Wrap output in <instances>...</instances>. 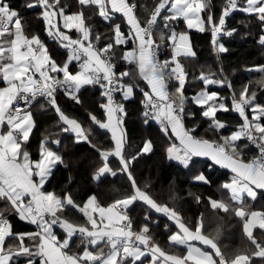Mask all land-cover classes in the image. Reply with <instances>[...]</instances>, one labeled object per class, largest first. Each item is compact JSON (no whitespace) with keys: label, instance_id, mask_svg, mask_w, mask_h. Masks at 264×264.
Masks as SVG:
<instances>
[{"label":"snow or ice","instance_id":"snow-or-ice-1","mask_svg":"<svg viewBox=\"0 0 264 264\" xmlns=\"http://www.w3.org/2000/svg\"><path fill=\"white\" fill-rule=\"evenodd\" d=\"M192 30L209 34L215 70L197 63ZM237 34L264 56V0H0V264H264V206H254L264 201V62L245 66L255 75L239 86L229 78L225 38ZM133 101L185 184L210 187L206 173L226 170L218 194L181 189L176 175L160 188L158 175L137 178L156 144L129 138ZM230 111L234 124L218 116ZM121 176L124 191L110 180ZM185 197L210 215L188 219ZM234 224L242 240L231 248L222 238Z\"/></svg>","mask_w":264,"mask_h":264},{"label":"trees","instance_id":"trees-1","mask_svg":"<svg viewBox=\"0 0 264 264\" xmlns=\"http://www.w3.org/2000/svg\"><path fill=\"white\" fill-rule=\"evenodd\" d=\"M14 3H19L20 0H13ZM214 3L217 0H213ZM71 4H75V0H70ZM29 18L32 20L33 27L35 30L42 29L43 25L41 22L36 21L34 19V13H27ZM242 16H236L234 19L229 21L230 26H237L236 21L242 19ZM184 26L181 24L178 30L182 29ZM243 31V29H241ZM42 37H43V33ZM191 38L194 47L197 50V63L199 65H211L215 70L217 67V62L215 60V54L212 52L210 45V36L208 33H199L195 30H192ZM226 45L231 49L228 54L223 56V66L225 68L226 74L229 75V78L234 81V83L239 86L241 81H246L255 75V73L246 72L245 66H251L254 63H262L264 62V56L261 55V51L255 40L252 37L247 39H241L240 35L237 34L232 38H225ZM63 51V50H60ZM165 58V57H163ZM233 69H235V73H233ZM206 70V69H205ZM222 92V95L228 96L229 90L227 89H215ZM188 94H191V90H187ZM95 97H86L85 105L86 107L96 112L98 115V111L96 110V106L93 104V100ZM190 107H194L190 105ZM74 114L77 115L84 123L85 126H88L90 121L84 108H80L79 106H72ZM128 108V117L126 120L127 128L129 130V138L135 145H139L144 138H152L156 144V150L154 155L145 156L141 158L135 166L134 174L138 179H143L148 175L159 176L160 182L158 184V188L162 185H166L168 183V179L176 175L178 177L177 183L181 189H186L191 187V190L195 193H200L203 195H213L218 194V185L227 179V176L222 175L226 170L219 169L218 167L213 169L210 173H206L210 175V178L213 180V184L209 187L206 185H196L191 186L184 183V180L187 179L186 173L180 171L177 167H175V162H169L164 158V146L165 139L163 134L159 130V126L155 122H151V126H144L140 119V106L138 102L133 101L127 104ZM219 118L229 122L230 124H234L238 120V114L234 112L228 113H218ZM38 121L40 123V128L43 130L48 124L51 122L49 116H38ZM39 137V133L36 134ZM35 147V145H34ZM77 156L83 158L87 156L90 152V149L84 145L76 149ZM173 166H169V165ZM67 173L61 172L58 173V178L66 176ZM87 173L83 168L80 170V176L78 177L79 184L78 187L85 184ZM115 185L116 189L121 191L127 190L128 182L124 177L118 178H110ZM75 191V189H74ZM115 193L111 190L110 184L104 185V199H109L110 197H114ZM182 213L186 215L188 219H192L199 215L200 212H205L206 216L210 215L209 210L205 207L204 204H197L196 201L192 197H185V201L182 202ZM75 215V213H72ZM27 227V226H25ZM160 239H164V233L162 230H157ZM223 239V243L228 244L231 248L238 247L242 240V232L239 224H234L231 227L226 228Z\"/></svg>","mask_w":264,"mask_h":264},{"label":"crops","instance_id":"crops-1","mask_svg":"<svg viewBox=\"0 0 264 264\" xmlns=\"http://www.w3.org/2000/svg\"><path fill=\"white\" fill-rule=\"evenodd\" d=\"M186 90H191L192 89H187V86H186ZM215 90V89H214ZM190 95V94H189ZM218 167V166H217ZM224 170V169H223ZM256 208H260L261 206H264V201H258L255 205H254Z\"/></svg>","mask_w":264,"mask_h":264},{"label":"built area","instance_id":"built-area-1","mask_svg":"<svg viewBox=\"0 0 264 264\" xmlns=\"http://www.w3.org/2000/svg\"><path fill=\"white\" fill-rule=\"evenodd\" d=\"M163 58V57H162Z\"/></svg>","mask_w":264,"mask_h":264}]
</instances>
